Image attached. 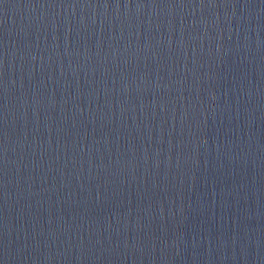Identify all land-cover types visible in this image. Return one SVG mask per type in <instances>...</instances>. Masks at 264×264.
<instances>
[{"label": "water", "instance_id": "1", "mask_svg": "<svg viewBox=\"0 0 264 264\" xmlns=\"http://www.w3.org/2000/svg\"><path fill=\"white\" fill-rule=\"evenodd\" d=\"M0 264H264V128L0 171Z\"/></svg>", "mask_w": 264, "mask_h": 264}]
</instances>
